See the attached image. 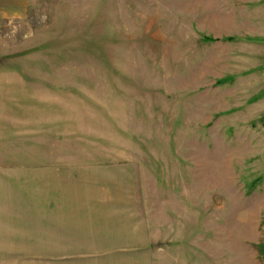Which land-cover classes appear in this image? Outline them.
<instances>
[{"label": "rangeland", "instance_id": "rangeland-1", "mask_svg": "<svg viewBox=\"0 0 264 264\" xmlns=\"http://www.w3.org/2000/svg\"><path fill=\"white\" fill-rule=\"evenodd\" d=\"M261 118L264 0H30L0 19V168L129 193L154 264H264Z\"/></svg>", "mask_w": 264, "mask_h": 264}, {"label": "crops", "instance_id": "crops-1", "mask_svg": "<svg viewBox=\"0 0 264 264\" xmlns=\"http://www.w3.org/2000/svg\"><path fill=\"white\" fill-rule=\"evenodd\" d=\"M29 3L0 0V19L23 18ZM82 173L0 168V264H154L144 208Z\"/></svg>", "mask_w": 264, "mask_h": 264}, {"label": "trees", "instance_id": "trees-1", "mask_svg": "<svg viewBox=\"0 0 264 264\" xmlns=\"http://www.w3.org/2000/svg\"><path fill=\"white\" fill-rule=\"evenodd\" d=\"M229 39H232V38H229ZM218 39H216V38H214V37H210V36H203L202 37V41L203 42H214V41H217ZM261 121H262V123H263V125H264V118H261Z\"/></svg>", "mask_w": 264, "mask_h": 264}]
</instances>
